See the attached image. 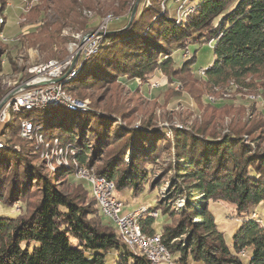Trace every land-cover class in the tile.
<instances>
[{
	"label": "trees",
	"instance_id": "16d2710c",
	"mask_svg": "<svg viewBox=\"0 0 264 264\" xmlns=\"http://www.w3.org/2000/svg\"><path fill=\"white\" fill-rule=\"evenodd\" d=\"M38 1L34 14L40 24L26 36L42 49L66 43L61 36L66 28L85 35L98 30L108 16L110 20L97 50L86 59L79 56L77 74L63 83L78 99L90 100V111H72L69 122L51 112L57 106L10 109L0 122V203L22 205L14 216L0 214V264H107L105 257L112 251L119 253L117 264H152L105 220L83 182L73 184L71 191L61 188V179L75 175L74 165L49 170L43 146L21 135L24 119L40 127L45 141L58 138L71 144L79 163L113 180L117 190L138 196L148 187L151 192L166 187L169 180L168 197L160 204L165 203L168 213L171 200L184 199L179 221L157 232L152 215L157 207L139 221L143 233L161 234L174 264H189V257L204 264H243L242 255L250 247V264H264V225L255 212L264 204V112L242 121L241 109L240 119L222 125L231 100L251 93L264 96V0H140L127 29L136 0ZM7 4L0 0L5 19ZM192 42L213 45L215 60L202 69L203 75L194 67L196 53L181 64L174 58ZM1 43L0 38V101L9 91L1 83ZM157 71L185 82L195 99L204 92L218 93L219 100L205 103L213 109L212 118L187 128L172 126L169 138L152 117L138 119L130 110L103 104L107 93L99 98L89 93L124 84H136L133 91L140 92L138 84L147 85ZM171 148L173 159L157 171L158 160ZM213 201L235 204L242 218L232 246L210 210Z\"/></svg>",
	"mask_w": 264,
	"mask_h": 264
},
{
	"label": "rangeland",
	"instance_id": "374dc122",
	"mask_svg": "<svg viewBox=\"0 0 264 264\" xmlns=\"http://www.w3.org/2000/svg\"><path fill=\"white\" fill-rule=\"evenodd\" d=\"M38 2L40 1L8 0L7 7L4 11L7 18L5 19L4 16L0 14V19H2L3 17V21H5L4 30L2 27H0V38L3 40L1 46L4 49V54L1 56V64L3 65L1 83L3 88L9 89V91L25 84L27 81H29V79L35 76L36 74L34 72V68L45 67V65H49L50 62L65 63V61H68L70 56L74 55L75 57L79 49V56L84 55L85 53H82L90 43L86 42L84 46H82L81 40L84 35L81 32H76L69 28H66L61 33V36L64 37L67 41L66 43H63L60 46L55 45L53 49H42L38 44L34 45V41H32L33 39H27V36H31L35 31V27L40 24L39 20H37V16L34 14V8ZM49 18L51 19L52 17ZM0 22L2 21L0 20ZM99 40L97 42H94V44L87 48V58L93 52H95V50H97ZM212 47L213 45L210 43L192 42L189 45V50L186 49L176 51L174 54V58L179 64H181L184 61L190 60V58L192 57L191 55L193 53H196L197 60L194 64V67L195 69H197L198 75H203L204 71L202 69L208 68L215 60ZM62 56L64 59L59 60L58 58ZM77 72L78 70L65 77L61 82L57 83L56 91L60 92L62 90L64 81L75 76ZM138 85L142 88L140 92L133 91V89L136 87V84L129 86L124 84L121 87L110 90V92L99 90L89 93H92L93 97L95 98L102 97L107 93L108 96L105 98L106 100H104L103 104L107 105L108 103L115 105L122 110H130L138 119L148 116L152 117L157 125H159V127H163V129H166L168 131L167 137L169 138L173 137V134L170 131L172 126L187 128L191 127L194 124L206 121V119H209V117L212 118V116L210 115H212L213 109L209 106H206L205 103L208 100H211L213 103H215L216 100L220 99L218 93L207 94V92L202 93L199 99H195L191 94L188 93L187 88H185V82L177 79L170 80L168 75L160 71L154 73V75L149 79L147 85L142 86L141 83ZM196 87L198 88L200 86ZM28 89L29 88H25L20 91L22 92ZM224 95L226 98L231 97V95L227 93H225ZM23 101L25 100L19 95L11 96L3 109L4 117L5 115H7L10 109L13 111H20L21 109L32 110L38 107L53 108L57 106L56 108L51 109V112L57 114L61 118L67 116L68 121L71 122L72 116L74 115V112L72 111L91 110V108L77 105L76 107H71L73 105L64 103L62 99H59L55 102H52L51 100V102H48L46 104L41 103V105L37 106H30L29 104L32 103L24 105L20 104ZM230 103L231 104H229L228 108L226 109L227 115L224 116L222 122V125H224L225 127L230 124L231 120L240 119V117L238 116V111H240L241 109H243V116L241 118L242 121H246L248 119L252 120L251 113L257 115L258 113L264 112V96L262 97L261 94L251 93L242 98L237 97L234 100H231ZM217 115H219V113ZM217 115L215 119H218ZM47 119L50 120V117H48ZM24 120L21 122V135L23 127L22 123L24 122ZM119 122L121 124H124L121 119H119ZM135 123L136 126H139V121ZM33 126H36L34 122ZM35 128L36 129L34 130L33 134H31L32 139L43 146L42 155L46 160V164L49 170H57L60 166L69 168L71 164L75 167L74 176L68 177V179L65 180H60L61 188L65 190L69 189L71 191L73 184L77 185L83 182L84 187L87 190L92 191V185L89 183V180L79 175V168L81 166L84 167V165H81L77 160L76 149L71 144H62L58 138L52 141H45L40 127L36 126ZM258 134L259 131H256L253 134V137H257ZM24 138L29 139L27 137ZM261 143L264 146V137L261 139ZM172 153L173 149L171 148L163 154V156L157 162L158 167L160 168L157 171L166 168L168 162H170V159H173L171 157ZM100 163H102V161H98L95 164L98 166ZM87 168L91 171L94 170V172L97 173L94 168ZM169 186L170 181L167 180L166 187L165 185L161 186L154 192L149 191L148 187L141 195L133 196L131 194V191L128 189H115L114 195L122 203V207H125L122 214L134 212L140 208H145L147 209L144 213L145 215L148 212L149 208L157 207V209L152 212V215L155 218L154 228L155 230H157V232H160L165 224L174 225L179 221L180 215L177 212L178 209L184 204V199L175 198L169 203V212H165L164 206L166 205L165 203L160 204V202L162 201V198L166 196L168 197L170 189ZM98 205L100 204L98 203ZM20 206H22L21 203L16 204L15 206H7L0 203V214L14 216L20 213ZM99 208L101 213L105 216V220L115 225L121 235L122 230L120 229V226L117 224L116 220L113 217L105 214L101 206H99ZM210 210L215 216L217 224L219 225V229L224 232L227 243L232 246L233 235L242 222V218L237 215L235 204L224 201H213L210 203ZM173 211H175L176 213L172 214ZM255 212L260 215V218L262 219V225H264V204H259L258 206H256ZM128 247L131 249L129 245ZM133 252L141 253V251H139L137 248ZM87 256L92 257L93 255L89 251H87ZM170 256L172 260L173 258L171 253ZM251 256L252 248L250 247L246 250L245 254L242 255L243 264H250ZM118 259L119 253L116 251L108 253L105 257L107 264H117ZM170 262L172 263L174 261L172 260ZM189 264L204 263L195 261L192 257H189Z\"/></svg>",
	"mask_w": 264,
	"mask_h": 264
},
{
	"label": "bare ground",
	"instance_id": "6f19581e",
	"mask_svg": "<svg viewBox=\"0 0 264 264\" xmlns=\"http://www.w3.org/2000/svg\"><path fill=\"white\" fill-rule=\"evenodd\" d=\"M0 20L2 21V19H0ZM47 66L48 65H45V67H47ZM42 68H44V67H42ZM59 93L63 96L62 90ZM62 100H63L64 103L70 104L66 99H62ZM55 101H57V100H52V102H55ZM60 102H62V101H60ZM29 103H32V104H29ZM20 104H22V105L29 104L30 106L41 105V103L39 101H23ZM70 105H73V104H70ZM71 107H76V105H73ZM5 117H6V115H5ZM5 117H4V119H5ZM26 122L29 123L28 131L24 130V124ZM22 126H23L22 127V137L24 136V137H27L29 139H32V135L31 134H33L34 130L36 129L35 128L36 126H33V121L24 120V122L22 123ZM1 146H2V143L0 142V147ZM87 172L89 174H91V175H94V176L98 177L103 184H106V190L108 192V195H109L112 203L115 204L116 207H122V203L114 195V191L116 189L114 181L110 180V179H108L106 177L99 176L97 173L94 172V170L91 171L88 168H87ZM79 175L82 176V177H85L86 179L89 180V183L92 185L93 196H95V199H97L98 203L100 204L99 206L102 207L103 212L105 214H107L110 217H113L116 220L117 224L120 226V229L122 230V234H121L122 238L131 247V249L133 251H135L136 248H137L139 251H141V254L142 253L145 254V255L147 254L146 256L148 257V259H150V248L148 246L149 245L150 235H147V234L142 232L141 224H140V221H139V218L142 217V215H144V213L146 212L147 209L140 208L137 211H134L132 213L130 219L128 220V226H127L126 223H124L121 220H119V217L116 214H108V210L110 209V201L105 198V192H103V185H97L96 179L91 177V176H89V175H87L85 173V167L81 166L79 168ZM153 236L157 238V240L159 241L160 244H163L160 234H155ZM134 247H136V248H134ZM164 251L166 252L167 255H169L170 261H172L173 259L171 260L170 253H169L168 249L165 246H164ZM172 263L174 264V262H172Z\"/></svg>",
	"mask_w": 264,
	"mask_h": 264
},
{
	"label": "built area",
	"instance_id": "2783aa9c",
	"mask_svg": "<svg viewBox=\"0 0 264 264\" xmlns=\"http://www.w3.org/2000/svg\"><path fill=\"white\" fill-rule=\"evenodd\" d=\"M0 27L5 28V21L0 22ZM94 44V42L89 43V47ZM74 55L70 56L68 61L65 63L58 62H50L47 67L44 68H34V72L36 75H53V76H62L71 66V63L74 59ZM14 95L21 96L25 101H39L40 103H48L51 100H59L64 99V97L56 91V84L41 86V87H30L28 90L19 91ZM0 119L4 120V112L3 109L1 111ZM29 123L26 122L24 124V130L28 131ZM85 173L96 179L97 185H103V192H105V198L110 201V209L108 210V214H116L119 217V220L126 223L128 226V220L130 219L133 212L122 214L125 207H116L115 204L112 203L108 192L106 190V184H103L101 180L91 175L87 172V166H85ZM149 248H150V262L152 264H172L170 262L169 255L164 251L163 244H160L156 237L153 234H150L149 238Z\"/></svg>",
	"mask_w": 264,
	"mask_h": 264
},
{
	"label": "water",
	"instance_id": "95a60500",
	"mask_svg": "<svg viewBox=\"0 0 264 264\" xmlns=\"http://www.w3.org/2000/svg\"><path fill=\"white\" fill-rule=\"evenodd\" d=\"M139 2H140V0L135 1L134 7H133L131 14H130L129 22L124 29H127L132 24V22L136 16V13H137ZM109 20H110V16H108L104 20V22L102 23V25L99 27L98 30L91 31V32H88L87 34H85L81 40V45L84 46V44L86 42L87 43L88 42H97L100 39L101 32L105 29L106 23ZM88 47H89V45H88ZM88 47H86L85 51L82 53V54L85 53L84 54L85 59L87 58L86 51H87ZM79 53H80V49H79V51H77L76 56L73 59L70 68L62 76L59 77V76H53V75H35L31 79H29V81H27L25 84L18 86L17 88L7 92V94L0 101V115H1L2 109L6 105L7 101L11 98V96L16 94L20 90L25 89V88H30V87H36V86L41 87V86L57 84V83L61 82L65 77H67V76L71 75L73 72L77 71L78 70L77 63H78ZM62 93H63L64 99H66L70 104L91 108L90 101L88 99H85V100L78 99L77 97H75L74 95H72L71 93L66 91L63 88V85H62ZM4 120L0 119V122L4 121ZM0 141L3 143L1 137H0ZM16 148L18 149L19 146L17 145Z\"/></svg>",
	"mask_w": 264,
	"mask_h": 264
}]
</instances>
